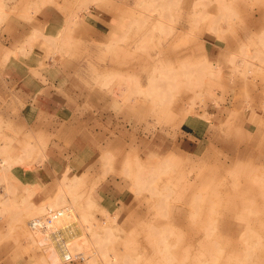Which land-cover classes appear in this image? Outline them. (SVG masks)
Here are the masks:
<instances>
[{
    "label": "rangeland",
    "instance_id": "1",
    "mask_svg": "<svg viewBox=\"0 0 264 264\" xmlns=\"http://www.w3.org/2000/svg\"><path fill=\"white\" fill-rule=\"evenodd\" d=\"M53 209L58 264H264V0H0V264Z\"/></svg>",
    "mask_w": 264,
    "mask_h": 264
},
{
    "label": "bare ground",
    "instance_id": "2",
    "mask_svg": "<svg viewBox=\"0 0 264 264\" xmlns=\"http://www.w3.org/2000/svg\"><path fill=\"white\" fill-rule=\"evenodd\" d=\"M97 1V0H96ZM95 2V1H94ZM87 4V3H86ZM164 15V14H163ZM163 18V17H162ZM158 21V23H159V20H157ZM160 25H162V24H160ZM131 59V58H130ZM120 60H121V58H120ZM200 65V64H199ZM197 66L196 67V72L198 71V74L199 75H197V73H196V75L199 77L200 75H202V78H204V75H206V74H202V72L203 71H205V70H203V69H205V67H203V66H205L203 63H202V65L203 66ZM186 72V71H185ZM188 73H190V72H188ZM188 73H187V75H188ZM203 73H206V72H203ZM209 74V73H208ZM167 75H169V73L167 74ZM191 75H193L192 73H191ZM199 78H201V77H199ZM197 79V78H196ZM198 80H201V79H198ZM152 81V80H151ZM161 81V80H160ZM164 81H166V79H164ZM164 81H161V82H164ZM153 82V81H152ZM203 82V81H202ZM151 83V82H150ZM154 83V82H153ZM152 83V84H153ZM160 83V82H159ZM166 83V82H165ZM167 83H169L170 84V82H167ZM201 83V82H200ZM200 83H197V84H200ZM152 84L150 85V86H152ZM158 84V83H157ZM168 84V85H169ZM154 85V84H153ZM160 85H163L162 83L160 84ZM192 85V84H191ZM165 86L167 87V84H165ZM139 87H140V85H139ZM154 87V86H153ZM157 87V86H156ZM152 88V87H151ZM141 89H143V88H141ZM146 89L147 88H145L144 90L146 91ZM152 90V89H151ZM158 90H160V89H158ZM166 90H168V89H166ZM140 91V90H139ZM156 91V88H154V92ZM165 91V90H164ZM148 92V91H147ZM153 93L152 91H149V93ZM159 92V91H158ZM163 92V91H162ZM160 94L162 95V93L160 92ZM163 94H165V93H163ZM168 94V93H167ZM151 95V94H150ZM158 95H159V93H158ZM166 95V94H165ZM164 95V96H165ZM162 97V96H161ZM157 98V97H156ZM162 99H164L163 101L165 102L166 100H165V98H162ZM166 99H167V96H166ZM159 100V99H158ZM153 101V100H152ZM159 101H161V100H159ZM156 102V101H155ZM154 102V103H155ZM162 102V101H161ZM153 103V104H154ZM166 106V105H165ZM164 108V107H163ZM165 109V108H164ZM151 110V109H150ZM165 112V111H164ZM163 112V113H164ZM162 117V116H161ZM7 165V164H6ZM9 166V165H8ZM7 167V166H6ZM5 167V168H6ZM4 168V169H5ZM5 170H8V168L7 169H5ZM66 209H67V212H68V209H69V207H66ZM52 211H54V209L52 210ZM51 212V210H49L45 215H42V216H40V217H37V218H35L34 220H31V222H30V226H31V224L35 221V220H37V219H45L47 216H48V214ZM69 218H66V214H65V212H64V215L61 217V218H58L55 222H54V224H53V226H50V227H48V229L46 230V231H42V230H39V229H36V228H33L32 226H31V228L32 229H35V230H39V231H42L43 233H45L46 235H47V237H48V239H49V243H52L51 245H49V246H47L46 247V253H47V249H49V251H48V253H50L49 254V259L52 261V263H54V264H58L61 260H64V259H68V256H70V253H69V251H68V244L69 243H66V242H68L73 236H74V234H76V231H75V229H74V226H73V224L70 222V226L68 227V226H65L63 229H61V230H59L58 229V227H57V225L59 226L60 224H64V223H66L67 222V220H68ZM56 223V224H55ZM56 225V226H55ZM193 236V235H192ZM197 236V235H196ZM66 241V242H65ZM43 239L41 240V242L40 243H42L43 244ZM70 247V246H69ZM77 249V248H76ZM74 250V249H73ZM77 251V250H76ZM77 253V252H76ZM92 253V252H91ZM76 258L77 259H84L83 258V256H76ZM61 262H64V261H61ZM73 262V261H72Z\"/></svg>",
    "mask_w": 264,
    "mask_h": 264
},
{
    "label": "crops",
    "instance_id": "3",
    "mask_svg": "<svg viewBox=\"0 0 264 264\" xmlns=\"http://www.w3.org/2000/svg\"><path fill=\"white\" fill-rule=\"evenodd\" d=\"M256 21H257V18L254 20V22H256ZM252 24L255 25V23H252ZM49 85L51 86L53 84L49 83ZM47 87H49V86H43L44 89H46ZM31 99H32V101H37L38 104H39V101L43 100V101L47 102V100H48V104L50 106H53L54 109L53 110L43 109L42 111L46 112V113H50V112L54 113L53 115H58L60 110H61L60 108L67 102V98L64 95L58 96V94H54V93H52L50 96H47V98H46L47 100H44L45 96L42 97V94L39 95V94L34 93V94H32ZM37 106H39V105H37ZM63 109H64V107H63ZM162 146L166 148V142H163Z\"/></svg>",
    "mask_w": 264,
    "mask_h": 264
},
{
    "label": "built area",
    "instance_id": "4",
    "mask_svg": "<svg viewBox=\"0 0 264 264\" xmlns=\"http://www.w3.org/2000/svg\"><path fill=\"white\" fill-rule=\"evenodd\" d=\"M64 212H65L64 209L51 211L45 219H37L31 224V226L33 228L46 231L48 229V227L53 226L54 222L58 218H61L64 215L63 214ZM57 227H58V225H57ZM63 228L64 227H62V226L58 227L59 230H61Z\"/></svg>",
    "mask_w": 264,
    "mask_h": 264
}]
</instances>
